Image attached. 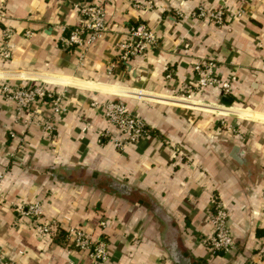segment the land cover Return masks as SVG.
Returning <instances> with one entry per match:
<instances>
[{"label": "crops", "instance_id": "crops-1", "mask_svg": "<svg viewBox=\"0 0 264 264\" xmlns=\"http://www.w3.org/2000/svg\"><path fill=\"white\" fill-rule=\"evenodd\" d=\"M92 1L104 8L106 30L79 63L80 49L62 48L60 37L79 24L81 0H0V33L11 29L13 43L0 59V88L66 85L52 135L23 124L29 111L17 116L0 91V264H89L68 225L104 240L108 264H264L256 253L264 241V0H153L140 11L132 0ZM198 5L222 9L224 24L192 16ZM137 23L154 32V45L115 61L116 44ZM200 57L214 59L221 77L234 75L229 93L164 97L192 82ZM91 100L121 101L147 136L123 149L98 142L109 126ZM33 201L42 221L57 222L45 239L19 213ZM214 201L228 214L226 254L203 243Z\"/></svg>", "mask_w": 264, "mask_h": 264}, {"label": "built area", "instance_id": "built-area-1", "mask_svg": "<svg viewBox=\"0 0 264 264\" xmlns=\"http://www.w3.org/2000/svg\"><path fill=\"white\" fill-rule=\"evenodd\" d=\"M131 7L140 11L151 9L153 0H132ZM80 17V22L76 26L68 30L65 36L60 37L62 48L69 49L78 47L80 54L78 61L81 63L83 53L89 46L101 37L106 30L105 11L101 4L94 3L92 0H81L76 7ZM240 12H237V15ZM3 13L0 12V16ZM198 19L207 20L217 26H222L225 22V12L219 8H206L197 6L191 13ZM11 29L4 27L0 33V59L6 60L12 56L13 43L11 41ZM128 35L130 40L117 43V54L115 61H125L129 57L143 53L152 45H154L156 36L154 32L146 27L143 23H137L129 26ZM186 46V44H184ZM113 67V64L110 65ZM193 72L192 82L182 84L180 92L172 96L180 100H186L194 97L195 94L202 92L205 88H217L222 94H228L234 80V75L228 78L221 77L216 71V63L212 58H197L191 64ZM166 77L170 76V72H166ZM30 85H2L1 94L6 100L13 102L16 115H20L22 111L28 110L30 117L22 118L25 125L34 123L40 127L45 135L54 133V119L62 115L65 111L63 104L64 87L61 89H52L50 84L43 80ZM35 107H32V105ZM91 106H100L102 117L106 121L109 129L98 131V142L105 140L113 148L123 149L129 144H135L148 134L146 123L126 108V106L118 100H101L90 101ZM44 107L45 110H42ZM222 123V121H221ZM86 129V125L82 127ZM11 137L14 136L12 131L9 132ZM22 142V138L20 139ZM21 216L31 219V229L39 239H45L49 236L52 228L57 225L56 220L49 219L42 221L43 214L42 205L39 201H33L19 210ZM264 215V208L262 210ZM228 214L222 203L214 201L212 210L207 211V220L211 226V232L203 240L206 248L211 252L228 253L233 249L234 242L228 231L226 220ZM99 225L103 226L101 221ZM54 227V228H55ZM65 235L70 242L78 249L87 253L89 264H108V248L104 240L95 239L87 235L80 227L68 225L65 228ZM257 255L264 259V241L259 244L256 249ZM0 263L2 258L0 254Z\"/></svg>", "mask_w": 264, "mask_h": 264}, {"label": "bare ground", "instance_id": "bare-ground-1", "mask_svg": "<svg viewBox=\"0 0 264 264\" xmlns=\"http://www.w3.org/2000/svg\"><path fill=\"white\" fill-rule=\"evenodd\" d=\"M164 97H166V98H173V97H169V96H164ZM174 99H177V98H174ZM176 101H179V100H176Z\"/></svg>", "mask_w": 264, "mask_h": 264}, {"label": "water", "instance_id": "water-1", "mask_svg": "<svg viewBox=\"0 0 264 264\" xmlns=\"http://www.w3.org/2000/svg\"><path fill=\"white\" fill-rule=\"evenodd\" d=\"M120 188H123V185H120Z\"/></svg>", "mask_w": 264, "mask_h": 264}, {"label": "rangeland", "instance_id": "rangeland-1", "mask_svg": "<svg viewBox=\"0 0 264 264\" xmlns=\"http://www.w3.org/2000/svg\"><path fill=\"white\" fill-rule=\"evenodd\" d=\"M51 86V85H50Z\"/></svg>", "mask_w": 264, "mask_h": 264}]
</instances>
